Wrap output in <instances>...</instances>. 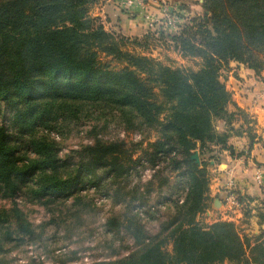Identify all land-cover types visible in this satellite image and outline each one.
Masks as SVG:
<instances>
[{"label": "trees", "instance_id": "trees-1", "mask_svg": "<svg viewBox=\"0 0 264 264\" xmlns=\"http://www.w3.org/2000/svg\"><path fill=\"white\" fill-rule=\"evenodd\" d=\"M107 1L0 0V201L10 203L0 209V264L10 246L43 243L48 227L73 232L91 205L82 207L88 192L99 190L133 212L108 219L105 228L108 235L125 230L134 249L93 264H264L263 233L251 239L235 222L197 221L209 210L211 162L217 165L222 151L234 156L230 130L215 128L217 121L230 128L235 118L221 72L231 62L257 75L264 71L256 55L264 50V0H204L202 19L178 36L166 37L162 24L159 37L142 39L109 34L88 17L90 7ZM168 39L184 57L201 58L202 68H172L133 52ZM126 43L132 52L124 50ZM111 122L157 130L148 160L125 159L120 145L98 139L97 125L103 130ZM84 127L95 141L63 154L58 139ZM197 150L206 153L201 165L192 159ZM145 161L157 177L163 169L176 174L173 183L161 179L159 190L169 193L148 210L150 190L140 191L138 173ZM235 194L240 203L254 201ZM27 205L45 208L51 220L33 225L23 211ZM161 210L166 216L153 234L146 222L158 221ZM257 213L263 225L264 199ZM243 216H252L248 205ZM70 255L76 253H59L51 264H74L78 259Z\"/></svg>", "mask_w": 264, "mask_h": 264}, {"label": "rangeland", "instance_id": "rangeland-1", "mask_svg": "<svg viewBox=\"0 0 264 264\" xmlns=\"http://www.w3.org/2000/svg\"><path fill=\"white\" fill-rule=\"evenodd\" d=\"M124 1L125 0H117V2H115L118 9H124ZM161 1V7L165 8L166 6H170L172 9L168 12H162L160 10L161 7H158L161 16L159 17V26L157 27V24L154 25V27H150L147 19H145L146 21L144 24L146 33L142 37H128L122 34L123 32L119 29L120 27L118 28L117 25L116 27L118 29L110 27L106 19L104 21L102 20V17L107 18L108 14L106 12L103 13L102 11L97 12L95 9L96 6H92L90 7V9H88V17L94 20L96 22V25L101 24L104 27V30L109 34L120 33L130 39H142L143 37H146L148 33L159 37L160 32H162V24L163 26L166 25L163 30L166 37L178 36L185 27L192 24L191 21L193 19H202L204 15V9L202 7L204 0H174L170 4L167 0ZM176 10H179V12L176 13ZM100 13L103 15L100 16ZM170 39L166 40V44L164 45H160L157 43V45L159 46L154 45L152 44L154 42H151L150 49L146 51H133L132 46L126 43L124 45V50H128L131 52L133 51L140 55H142L143 53V55H147L157 60L158 62H161L163 65L170 66L172 68H180L195 72L199 71L204 64L203 60L199 57H184L179 51L176 50L175 47L173 48L174 44H172V41ZM256 55L259 57L261 62L264 63V50H258ZM102 59H104V62L111 61V59L105 57H102ZM234 63L236 62H231L228 67L229 69L221 72V80L226 84V87L227 85H229L230 88H233V86H235L233 84H235L236 82L234 79H229L230 76H232V70H235L234 68H236L234 66ZM111 65L115 66L117 64L111 63ZM245 93L246 91H240L239 85H236L234 87V90L232 91V94L234 96L239 95L241 98L244 97ZM262 97H264L263 94ZM97 126L98 128L95 133L98 135V139L100 141L109 144L117 143V145H120L123 158H132L133 161H136L140 158L143 160H148L147 154L151 152V143H155L158 140L159 136L156 129H149V131L145 130L144 132L138 131L136 129L126 130L125 128L118 126L113 122L109 123L103 130H100V128L103 126V123H100ZM86 129L87 128L84 127L81 130L71 129L67 132H64L66 138L63 140L58 139V141H61L63 154H70L71 151L78 149L80 145L89 142L92 143L95 141V135L90 137L92 134H89ZM121 144H123V147ZM201 153L202 152L200 150H197L192 155V158L196 159V163L198 165H201L203 161H206V153L204 155H202ZM221 169L225 170V167H222ZM156 170L157 169L153 167L149 161H145L144 168L138 169L142 186L140 191L143 193L145 190H150V194H146L147 196H145L146 205L144 210H148L150 206L156 207V202L159 200L161 194L165 192L169 193V190L166 187L163 188V190H159L158 186L161 179L169 178L171 183L175 181L174 178L176 174H172L168 169H163L158 177L156 176ZM261 171V173H264V170ZM218 172V169L214 172L212 167L209 168V199L211 200V189L213 188L215 182L213 181L215 179L214 175L217 176L219 174ZM135 181L136 179H130V183L135 184ZM127 190L129 191L130 189L127 188ZM234 191L237 192L238 190ZM88 193L89 196L83 201L84 203L82 207L87 204L91 205L90 207L86 208L87 213L84 214V219L81 222V226H77L78 228H75L73 232L67 231L65 226H61V229H59L58 231L53 226L48 227L44 234V239L46 240L44 241L43 239V243L38 242L37 244L25 245L22 247L10 246L8 248V253H6L4 258L1 260V263L51 264L55 259V256L59 253L75 252L76 255H70V257H76L78 259L74 264H93L100 260L114 259V257L117 256V253L121 256H125L129 253L126 251L127 247H129L130 251H132L134 249V243L130 239L129 235H127L125 230H121L120 235L116 232L108 235L105 228L108 219H112L113 217L121 218L125 213V215H127L124 216L125 219L130 217L133 213L131 209L126 208V205L124 204L122 205L124 201L118 205L117 202L115 203L112 199L105 198L103 196V190H99L97 192L90 191ZM129 201H131L130 194H128V197H126L125 200L127 206L130 205ZM212 205L213 201H210L208 209L210 212L213 211L214 215L212 217L206 216V211L205 213L199 215L197 217V221L200 225H211L215 223V220L221 221L222 218H225V215L222 218L221 216L217 215V213H219V209L215 210V207H213ZM9 206L10 203L6 201H0V209L8 208ZM23 211L27 213L29 220L33 225L36 226L48 222L52 217L48 210L37 205L24 206ZM165 212V210H161L160 212H158V221L146 222V226L149 232L153 234H156L158 232L160 221L166 216ZM69 216L70 214H66V217ZM236 224L242 230V234L248 235L245 232V229H247L245 220H242L241 222H238ZM37 232L41 233V230L37 229ZM56 239L58 240V242H55ZM251 239L254 238L252 237ZM167 250L171 251V246H168Z\"/></svg>", "mask_w": 264, "mask_h": 264}, {"label": "crops", "instance_id": "crops-1", "mask_svg": "<svg viewBox=\"0 0 264 264\" xmlns=\"http://www.w3.org/2000/svg\"><path fill=\"white\" fill-rule=\"evenodd\" d=\"M144 1L145 9L135 4L120 10L115 3L117 0H108L96 5L95 9L97 12H106L108 17H102V20L106 19L109 26L114 29L120 27L119 29L125 36L142 37L146 33L144 24L146 16L152 14L158 19L161 16L158 6L150 3L149 0ZM167 1L170 4L174 0ZM166 9L168 12L172 8L166 6ZM101 15L103 14L100 13ZM234 66L236 68L232 70V76L229 79H234L236 82L233 85H239L240 91H246V93L242 98L239 95L234 96L232 91L235 86L232 85L233 88H230L227 85V90L232 94V102L228 111L235 114V118L230 128L224 121H217L215 128L219 133L230 130L229 144L234 150V156L228 151H222L220 162L217 165L211 162L214 172L217 169L219 171L217 176L214 175L213 181L215 182L211 189V201H213L212 206L215 207V210L219 209L217 215L221 218L228 214L233 216L236 223L244 220L240 209L231 206L227 200L228 185L234 182L236 188L234 190H238L237 192L241 193L242 196L254 199L250 204H241L245 207L248 205L252 213L251 218L246 221L247 229L245 232L251 238H256L262 233L264 234V224H260L257 213L259 202L264 199V187H260L257 183V177L262 175L261 170H264V97H262L264 94V72L257 75L253 70L246 69L243 65L234 63ZM255 95H260L256 101L254 100ZM238 112H241V115ZM222 167H225V170H222ZM213 215V211L208 210L206 212V216L212 217ZM224 219L222 218V220ZM217 221L219 220L214 222Z\"/></svg>", "mask_w": 264, "mask_h": 264}, {"label": "built area", "instance_id": "built-area-1", "mask_svg": "<svg viewBox=\"0 0 264 264\" xmlns=\"http://www.w3.org/2000/svg\"><path fill=\"white\" fill-rule=\"evenodd\" d=\"M149 1L152 4H154V5L158 6V7H161V2H162L161 0H149ZM123 4H124L123 7H131V6H134L135 4H138V5L142 6L145 9V1L144 0H125ZM160 10L162 12H167L166 7L165 8L161 7ZM177 12H179V10H176V13ZM146 19H147L150 27H154V25H156V24H157L156 27L159 26L160 20L155 15L149 14V15L146 16ZM259 98H260V95H255L254 100L256 101ZM257 183H258V185L260 187H264V173H262V175L257 177ZM228 187H229L228 196H227L228 202L231 203V206H233V207H235L237 209H240V211L242 213V209L245 207V205H242L239 202L238 197L235 194V191H234V189H236L235 188V183L234 182L229 183ZM224 221L236 222L233 219V217L228 215V214L225 215Z\"/></svg>", "mask_w": 264, "mask_h": 264}, {"label": "water", "instance_id": "water-1", "mask_svg": "<svg viewBox=\"0 0 264 264\" xmlns=\"http://www.w3.org/2000/svg\"><path fill=\"white\" fill-rule=\"evenodd\" d=\"M192 159L196 161V159H194V158H192ZM196 162H197V161H196Z\"/></svg>", "mask_w": 264, "mask_h": 264}]
</instances>
